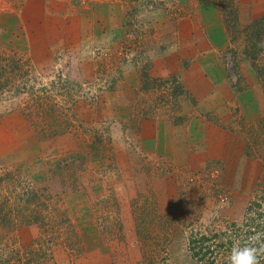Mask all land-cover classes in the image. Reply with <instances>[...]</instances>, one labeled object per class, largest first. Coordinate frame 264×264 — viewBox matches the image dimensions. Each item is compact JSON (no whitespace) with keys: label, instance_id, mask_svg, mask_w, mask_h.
I'll return each instance as SVG.
<instances>
[{"label":"rangeland","instance_id":"obj_1","mask_svg":"<svg viewBox=\"0 0 264 264\" xmlns=\"http://www.w3.org/2000/svg\"><path fill=\"white\" fill-rule=\"evenodd\" d=\"M107 1L118 39L55 50L41 66L0 46V264H198L191 233L228 235L249 205L264 218V86L243 58L247 23L226 15L234 43L196 59L219 93L202 103L180 74L152 68L167 52L165 20L175 28L190 1ZM155 124L183 139L184 161L167 140H141Z\"/></svg>","mask_w":264,"mask_h":264},{"label":"crops","instance_id":"obj_2","mask_svg":"<svg viewBox=\"0 0 264 264\" xmlns=\"http://www.w3.org/2000/svg\"><path fill=\"white\" fill-rule=\"evenodd\" d=\"M189 1L184 13L186 19L177 22L175 28H171L165 20L164 27L171 34L164 44L167 52L161 53L154 61L152 68L153 71L162 73L164 76L180 74L183 79L182 85L189 94L203 93L204 96H193L194 100L207 103L205 101L207 96L213 98L219 93L212 87V81H208L209 77L202 76L204 73H197L196 59L200 62H211L215 55L220 54L228 46L227 34L220 17L217 0ZM233 1L238 7L246 5L248 7L243 13L236 7L235 13L243 22L249 23L255 19H262L264 22V0ZM10 2L0 0V46L8 44L19 46L28 53L35 65L51 63L54 52L58 49L65 50V48L96 44L103 41L104 35H107V39L108 37L112 39V35L118 39L120 27H117V24L119 22L110 20L109 17V14L118 12L114 2H106V0H21L15 5ZM254 9L260 10L258 15L252 13ZM59 22L62 25L56 24ZM183 48L188 54H183ZM181 60L189 62L183 73H180ZM214 68L213 65L211 69ZM211 74L213 78V73ZM193 120L197 121L195 117ZM194 125L195 123L186 127L187 136L189 131L195 132ZM146 129L148 134L145 135L144 132L141 140L149 148L150 146L154 148L164 139L169 141L171 158L177 159V162L187 158L183 139L178 137L171 139V131L168 133L170 137L157 124L154 129L150 126ZM156 148V150L161 149Z\"/></svg>","mask_w":264,"mask_h":264},{"label":"trees","instance_id":"obj_3","mask_svg":"<svg viewBox=\"0 0 264 264\" xmlns=\"http://www.w3.org/2000/svg\"><path fill=\"white\" fill-rule=\"evenodd\" d=\"M217 3L219 5V9L222 10V15L225 17L223 24L225 23V33L227 31L226 34L228 43H234L233 39L237 37L233 36L229 30L234 28V23L239 24L237 20L238 17H236L235 12L231 10L224 13L226 8L221 0H217ZM226 15L231 18V23L234 22L230 28H228L229 25H227ZM263 30L264 22L262 19L251 20L249 23H243L242 25V35L247 32V37H249V46L245 47L242 51L243 58L249 63L254 71V79L264 86V46L262 44ZM233 66L234 70L235 65ZM249 89H251V87H249ZM246 211L247 218L243 221L244 223L240 226L234 225L231 228V232L227 231L228 235L222 234V232L219 234L214 233L213 235H205L197 232L194 234L191 233L187 238V247L191 257L198 264H225V262L222 263L218 260H220L221 255H230L234 246H239L240 248L252 246L259 249L260 245L264 244V218L261 221L259 220L261 216L259 205H249ZM250 215H253V217ZM246 222L247 225H245ZM244 229L246 231H244ZM257 234H260V239L254 242L251 241L250 238L257 236ZM258 259L259 264H264V252L259 253ZM226 264H228L227 261Z\"/></svg>","mask_w":264,"mask_h":264},{"label":"clouds","instance_id":"obj_4","mask_svg":"<svg viewBox=\"0 0 264 264\" xmlns=\"http://www.w3.org/2000/svg\"><path fill=\"white\" fill-rule=\"evenodd\" d=\"M259 239L260 234L250 238L253 242ZM261 252H264V244H261L259 249L252 246H245L243 248L234 246L229 256V261L230 264H259L258 255Z\"/></svg>","mask_w":264,"mask_h":264}]
</instances>
